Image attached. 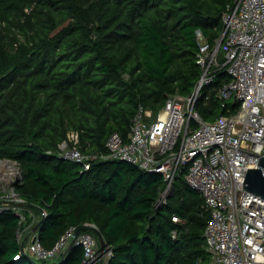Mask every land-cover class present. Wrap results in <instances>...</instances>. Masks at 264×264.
<instances>
[{
  "label": "trees",
  "instance_id": "1",
  "mask_svg": "<svg viewBox=\"0 0 264 264\" xmlns=\"http://www.w3.org/2000/svg\"><path fill=\"white\" fill-rule=\"evenodd\" d=\"M231 1L0 0V159L21 171L25 216L19 224L14 210H0V264H82L78 244L53 259L19 253L36 223L45 247L70 225L99 234V264H209V211L185 181L186 166L160 201V173L112 159L82 169L58 144L75 130L81 151L103 152L111 132L127 135L139 104L156 114L168 95L190 94L200 74L196 30L212 46ZM226 80L219 66L202 89L194 108L203 118L237 108L214 94Z\"/></svg>",
  "mask_w": 264,
  "mask_h": 264
},
{
  "label": "built area",
  "instance_id": "2",
  "mask_svg": "<svg viewBox=\"0 0 264 264\" xmlns=\"http://www.w3.org/2000/svg\"><path fill=\"white\" fill-rule=\"evenodd\" d=\"M221 26L212 46L196 30L200 74L190 94L168 95L156 114L139 104L127 135L111 132L103 152L81 151L77 147L78 132L69 130L58 144V155L80 163L82 169H88L94 159H112L158 172L164 183L160 201L172 190L178 170L186 166L185 181L199 192L209 211L203 234L209 264H264V198L242 188L246 169L255 168L258 157L264 155V0L227 3L221 13ZM219 51L223 62L218 61ZM222 65L228 80L214 94L221 105L233 100L238 106L232 112L228 108L224 114L205 119L194 104L210 84L214 70ZM207 98L204 95V100ZM8 162L15 170L0 171V179L6 184L0 194V210L11 208L21 224L25 220L18 206L22 199L14 188L19 167L13 160ZM171 219L182 222L175 214ZM83 224L95 228L93 223ZM171 235L175 237L177 230ZM71 242L81 246L82 264H94L103 255L97 237L75 225L68 226L49 247L34 233L19 253L53 259ZM105 254L109 255L110 250L106 248Z\"/></svg>",
  "mask_w": 264,
  "mask_h": 264
},
{
  "label": "water",
  "instance_id": "3",
  "mask_svg": "<svg viewBox=\"0 0 264 264\" xmlns=\"http://www.w3.org/2000/svg\"><path fill=\"white\" fill-rule=\"evenodd\" d=\"M221 39V38H220ZM2 160L8 161L9 159L3 158ZM242 188L247 191L253 192L264 198V155L258 157L257 166L255 168H247L243 181ZM38 223L32 227V231L36 229ZM100 248H103L104 242L102 237L98 234ZM34 237L31 239L33 240ZM72 246V242L68 245L67 248ZM20 250L23 251V244L20 245Z\"/></svg>",
  "mask_w": 264,
  "mask_h": 264
},
{
  "label": "rangeland",
  "instance_id": "4",
  "mask_svg": "<svg viewBox=\"0 0 264 264\" xmlns=\"http://www.w3.org/2000/svg\"><path fill=\"white\" fill-rule=\"evenodd\" d=\"M14 166H17V164L16 165H14ZM22 180V176H21V171H20V169H19V180L16 182V183H19L20 181ZM0 181L2 182V185H0V194H1V192H2V186H3V184H4V182H5V180L4 179H0ZM4 185H6V184H4ZM14 188H15V185H14ZM24 231H27V230H25V228H21L20 229V232H19V234H20V238H21V236L24 234ZM30 233L28 232V235H29ZM29 241V239L26 241V243ZM25 243V244H26ZM104 259V258H103ZM99 262V260H97L94 264H99L98 263ZM90 264V263H89Z\"/></svg>",
  "mask_w": 264,
  "mask_h": 264
},
{
  "label": "bare ground",
  "instance_id": "5",
  "mask_svg": "<svg viewBox=\"0 0 264 264\" xmlns=\"http://www.w3.org/2000/svg\"><path fill=\"white\" fill-rule=\"evenodd\" d=\"M14 171L15 168L13 167V165L11 164V162L8 161H0V171L1 172H6V171Z\"/></svg>",
  "mask_w": 264,
  "mask_h": 264
},
{
  "label": "crops",
  "instance_id": "6",
  "mask_svg": "<svg viewBox=\"0 0 264 264\" xmlns=\"http://www.w3.org/2000/svg\"><path fill=\"white\" fill-rule=\"evenodd\" d=\"M26 233V231H24V234ZM30 234H29V237H28V239H30V237L34 234V231H32V230H30V232H29Z\"/></svg>",
  "mask_w": 264,
  "mask_h": 264
}]
</instances>
